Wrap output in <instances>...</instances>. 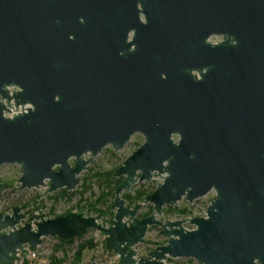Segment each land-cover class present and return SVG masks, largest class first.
<instances>
[{"label":"water","instance_id":"water-1","mask_svg":"<svg viewBox=\"0 0 264 264\" xmlns=\"http://www.w3.org/2000/svg\"><path fill=\"white\" fill-rule=\"evenodd\" d=\"M136 133L145 141L114 173L109 227L85 210L13 207L0 212V264L93 229L118 264H264V0H0V166H20V189L73 191ZM155 173L163 181L130 208L123 193ZM211 191L206 216L159 218ZM145 204L154 212L140 217ZM154 226L167 242L141 256Z\"/></svg>","mask_w":264,"mask_h":264},{"label":"rangeland","instance_id":"rangeland-1","mask_svg":"<svg viewBox=\"0 0 264 264\" xmlns=\"http://www.w3.org/2000/svg\"><path fill=\"white\" fill-rule=\"evenodd\" d=\"M176 139V137H174ZM145 141L142 134L136 133L132 139L126 144V146L120 150L115 151L110 145L106 147L101 153H99L92 164L88 166V169L83 171L80 175L82 178L81 183L73 191H67L65 188L59 189L53 193L42 197L41 194L48 190L49 182L47 181V187L32 188V189H20L19 178L21 177V169L18 165H2L0 166V181L8 186L6 190L0 192V212L11 213L13 207L28 205L25 213L28 216H32L36 211L34 208L41 204V213L46 215H62L67 211L76 213H85V216L98 217V214L94 211L89 210L100 195H106L104 204L97 205L96 208L105 212L106 205L108 203L113 204L115 200V188L117 186L118 179L123 180L124 177H118L114 175L115 170L125 162L126 158L131 155L140 145ZM118 152V153H117ZM74 165L75 160H71ZM156 181H144L133 186L130 192L134 193L139 188L145 187L148 190H155L157 182H162L163 178L154 174ZM16 187V188H15ZM113 192V196H109L110 192ZM73 193V194H72ZM41 195V196H39ZM216 195L215 191H211L205 197L195 200L190 203L185 198L175 204L174 206H166L165 212L159 218L162 221L165 220H185L193 217H204L206 216L207 209L209 206V199H212ZM39 198L37 199V197ZM44 199V200H43ZM35 201L36 203L29 204V201ZM209 200V201H208ZM135 205V204H134ZM134 205L129 206L133 208ZM53 208V214L50 213ZM34 210V212H32ZM115 214V211H113ZM143 212H154V206L152 204H145L140 211ZM108 213V212H107ZM52 217V216H49ZM110 216L104 214L99 218V222L105 227H109ZM131 221V220H130ZM184 226L188 229H193L194 226L190 224L189 220H186ZM93 239L97 243V247L94 249H87L84 253V258L80 262L75 259V254L79 245L86 241ZM105 236L103 233L93 229L88 231L84 236L79 239L76 238L71 244H64L62 248L56 250L58 239L56 237H47L43 241V247L40 250V254L35 259H29L27 255L19 259L14 264H51V256L57 259H62L63 264H118V256L109 250L105 246ZM104 242V246H103ZM167 239L161 234V228L154 226L151 227L145 237V243L137 246L139 255L146 256L151 250L158 245L166 244ZM167 264H199L194 259H171L167 260Z\"/></svg>","mask_w":264,"mask_h":264},{"label":"trees","instance_id":"trees-1","mask_svg":"<svg viewBox=\"0 0 264 264\" xmlns=\"http://www.w3.org/2000/svg\"><path fill=\"white\" fill-rule=\"evenodd\" d=\"M122 181L123 180L118 179L116 188L122 183ZM113 192H114V190L112 192H110L109 196H113ZM153 192H154V190H148L147 188L142 187V188H139L136 191H134V193H132V192H124L123 193V198L126 199L128 206H131V205H134V204H136L138 202L143 201L144 198L147 195H149V194H151ZM105 202H107L106 195H100L97 198V200L95 202V205H93L91 208H89V210L94 211V212H96L98 214L97 219L101 218L104 214L109 215L110 216V219H109V222L108 223L109 224H112L113 223V220H114V216H115V214H113V212H112V202L111 203H108L106 205L105 212H102V210H99V209L96 208L97 205L104 204ZM28 203L29 204H31V203L34 204L36 202L33 200L32 202L29 201ZM53 211L54 210L52 208L51 211H50V213L53 214ZM69 213H72V212L71 211H67V212L63 213L62 215H66V214H69ZM148 215H150V212H143V213L140 214V217H146ZM49 216L56 217V216H59V215H49ZM83 236L84 235H81L78 238L81 239ZM74 241H75V239L70 240V241H61V240L58 239V244L56 245V250L61 249L62 248V245H64V244H71ZM105 243H106L105 246H108L109 247L107 240H105ZM95 247H97V243L94 242L93 239L86 240V241L82 242L79 245V247L77 249V252L75 254V259L77 260V262L78 261L81 262L83 260L84 255H85L84 252L87 249L91 250V249H94ZM109 249H110V247H109ZM51 264H63V260L62 259H57L54 256H51ZM92 264H94V263H92Z\"/></svg>","mask_w":264,"mask_h":264},{"label":"built area","instance_id":"built-area-1","mask_svg":"<svg viewBox=\"0 0 264 264\" xmlns=\"http://www.w3.org/2000/svg\"><path fill=\"white\" fill-rule=\"evenodd\" d=\"M13 91H18V88H16V87H10L9 88V94H10V96H13V94H14ZM4 102H5V104H7V100H4ZM30 107L31 106L29 104H26L24 106L20 105L18 108L13 107L11 109V112L10 113H5V115L6 116H9V117H13L16 114L23 113V112H27L28 111L27 108H30ZM42 247H43V244L38 247V250L37 251H32L29 247H27L26 250H25V252L18 251V253H17L16 256H17L18 259H21L22 257L25 256L26 251H27V253L29 252V255H27L28 258L29 259H35L40 254V250H41ZM18 259L15 261V263L18 261ZM166 264H167V261H166Z\"/></svg>","mask_w":264,"mask_h":264},{"label":"flooded vegetation","instance_id":"flooded-vegetation-1","mask_svg":"<svg viewBox=\"0 0 264 264\" xmlns=\"http://www.w3.org/2000/svg\"><path fill=\"white\" fill-rule=\"evenodd\" d=\"M142 20H144V18L142 17ZM134 36V31H131L129 33V41L133 38ZM224 41V36L223 35H211L209 38H208V42L212 43V44H218L220 42H223ZM193 74L196 75L197 77V80H201V76L199 75L198 71H193Z\"/></svg>","mask_w":264,"mask_h":264}]
</instances>
